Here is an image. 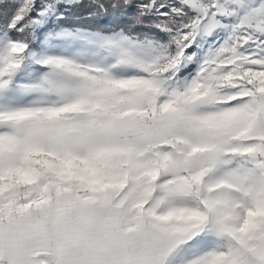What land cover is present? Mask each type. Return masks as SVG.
Returning <instances> with one entry per match:
<instances>
[{"label":"snow or ice","instance_id":"6c2138e0","mask_svg":"<svg viewBox=\"0 0 264 264\" xmlns=\"http://www.w3.org/2000/svg\"><path fill=\"white\" fill-rule=\"evenodd\" d=\"M0 264H264V0H0Z\"/></svg>","mask_w":264,"mask_h":264},{"label":"trees","instance_id":"16d2710c","mask_svg":"<svg viewBox=\"0 0 264 264\" xmlns=\"http://www.w3.org/2000/svg\"><path fill=\"white\" fill-rule=\"evenodd\" d=\"M76 11L79 15H83L86 10L85 9H77Z\"/></svg>","mask_w":264,"mask_h":264}]
</instances>
